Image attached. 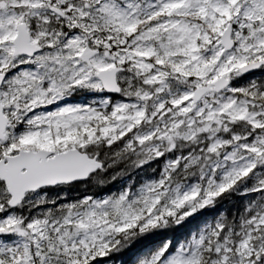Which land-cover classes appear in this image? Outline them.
I'll return each instance as SVG.
<instances>
[{"label": "snow or ice", "instance_id": "6c2138e0", "mask_svg": "<svg viewBox=\"0 0 264 264\" xmlns=\"http://www.w3.org/2000/svg\"><path fill=\"white\" fill-rule=\"evenodd\" d=\"M0 264H264V0H0Z\"/></svg>", "mask_w": 264, "mask_h": 264}]
</instances>
